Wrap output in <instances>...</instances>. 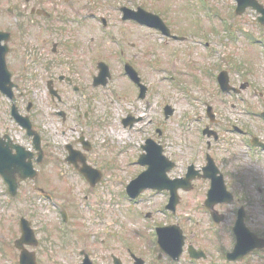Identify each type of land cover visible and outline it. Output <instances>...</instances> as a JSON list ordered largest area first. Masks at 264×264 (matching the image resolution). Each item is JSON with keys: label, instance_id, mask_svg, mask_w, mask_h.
<instances>
[{"label": "rangeland", "instance_id": "1", "mask_svg": "<svg viewBox=\"0 0 264 264\" xmlns=\"http://www.w3.org/2000/svg\"><path fill=\"white\" fill-rule=\"evenodd\" d=\"M83 3L90 4L91 0ZM121 3L127 4L124 0H96L95 4L92 3L89 7L91 11L99 10L111 16L108 18L111 24L109 28L114 34L118 33L124 42L126 50L122 56L126 61L133 63L139 71L142 82L147 86L146 95L143 99L137 97V90L127 76L121 73L122 64L116 54L115 46L99 31L97 55L99 60L109 65L112 75L106 86H98L93 90L85 89L86 97L69 93L68 98L62 103L56 101L51 103L45 94L42 82L38 83L37 90L32 89L31 82L24 83L25 89H28L27 96L24 99L19 98L17 103L24 110L28 100L33 102L30 111L35 125L43 135L45 157L42 165L37 167V178L22 183L15 200L9 197L0 179V264L17 262V253L13 249L12 241L19 234L18 219L21 215L30 220L32 210L39 209L38 225L41 222L49 224L50 228L58 225V217L50 203L62 205L71 211H74L73 208H78L79 216L68 223V227L73 231L65 239L57 240L54 236L43 243L44 249L55 253V258L49 260L47 264H76L77 256L72 254L71 257L64 258V251L76 252L82 247L93 250L96 232L108 229L110 226L111 229L119 231V226L113 220L125 223V215H128L123 185L140 172V166L129 161L132 155L133 161L143 152L140 146L146 138H152L159 143L163 147V153L176 161L177 168L171 173L178 174L188 163L202 164L204 161L205 139H200L196 131V126L199 125L198 119L200 116L202 118L205 116L204 102L209 101L212 106L214 105L221 124L226 121L228 115L223 111L225 108L223 109L221 95L214 96L215 89H209L215 85L210 74L217 71V66L231 70L230 61L233 59L243 64L240 59L243 61L247 58L243 53L247 54L251 51L247 50L249 48L246 46L243 49L244 40L241 32L237 43L234 40H227L223 31L220 30L219 34L215 32L212 29L214 15L209 14H229L232 18L233 0H206L204 9L200 7V0H132V5H141L146 10L159 14L171 27L172 33L185 34L183 40L164 38L154 30L115 19L113 14H119L116 12V7ZM209 22L211 24H208ZM240 22L239 20L238 24ZM234 23L237 21L234 20ZM241 26L252 28L246 24ZM207 40L210 46L205 48L201 41L207 44ZM209 53L212 56H209ZM222 54L229 56L230 61L225 63ZM189 65L195 68L194 74L195 77L198 76V81L186 74ZM238 66L242 69L247 68L245 64ZM172 74L176 75L173 80L169 77ZM230 74L233 79H241L239 72L235 70ZM248 74L250 75L248 80L253 81L251 72ZM77 76L83 79L84 83L88 81L89 73L84 70V73H77ZM228 98L226 97L227 101H233L230 96ZM75 106L79 110L75 109ZM167 106L172 112L165 116L164 109ZM9 108L10 101L0 96L1 131L5 127H7L6 131L12 129L13 122L9 118ZM59 110H63L66 114L63 120L56 115ZM86 110L89 113L83 116ZM129 114L139 120L132 126H124L121 119ZM230 116L234 117V114ZM16 128L15 139L22 141L24 134L18 127ZM221 129L222 127L217 130ZM113 130H122L125 134L119 138ZM81 135L90 143L89 150L82 149L78 139ZM24 143L26 144L25 140ZM224 143L225 141L220 140L213 143L212 149H216V155H222L218 151L224 153L221 150ZM66 144L83 151L87 162L102 171L100 181L92 188L82 180L72 164L66 162ZM199 145H203V148ZM198 155L199 159H196ZM227 165L229 167V163ZM246 165L253 167V164L244 163V166ZM255 170L259 172L261 178L264 177V164L252 169ZM39 187L46 193L53 194V200L42 199L40 194L42 189ZM151 193L144 192L139 198L140 201H147L145 204L150 202L149 206L164 201L163 194ZM192 198H194L193 194ZM91 208L99 211L92 212L89 210ZM187 212L183 210L182 214ZM229 218L231 219V216ZM166 221L168 218L159 212V223ZM127 226L134 228L140 224L128 220ZM104 236L109 241L107 235H98L99 238ZM123 237L133 238L127 234H123ZM63 240L68 242L67 247L63 246ZM208 258L211 259L208 264H219L213 253H210Z\"/></svg>", "mask_w": 264, "mask_h": 264}, {"label": "flooded vegetation", "instance_id": "2", "mask_svg": "<svg viewBox=\"0 0 264 264\" xmlns=\"http://www.w3.org/2000/svg\"><path fill=\"white\" fill-rule=\"evenodd\" d=\"M84 1L90 2V0H0V44L6 46V63L14 84L12 102L17 105L19 113L27 114L31 121L29 110L33 106L32 101H28L31 103L30 108L27 110L25 106L23 111L17 103L19 98L24 99L27 96L28 89H25L24 83L31 82L32 89L37 90L38 83L42 82L51 103L53 101L62 103L63 99L68 98L69 93L82 94L86 97L85 89L97 88L94 86L93 77L98 72L99 20L105 23L106 27H111L108 22L111 16L99 10L97 13L100 14L91 11L89 6L95 4L96 0H91L90 4L83 3ZM124 1L127 4L121 5L137 7L131 4V0ZM258 1L264 6V0ZM121 5L116 7L119 14H113L115 19L118 18L130 25L146 27L134 19L123 18L124 14H120ZM251 12L254 14H249ZM261 15L247 8L244 14L232 15L231 24L227 22L229 14L221 15V19L226 22L225 27L230 26L234 31L238 30L244 34L242 47L244 49L246 46L251 51L243 53L247 57L243 61L240 59L247 67L241 72V79H233L229 73L230 84L237 90L220 92L224 113L234 114V117L231 119L229 115L221 124L213 105L212 116L206 118V125L216 131L218 139L223 135L222 141H225V145L221 150L225 154L218 151L222 155H216V149H212L213 143L218 139L212 142L206 139L205 155L209 153L212 156L219 170L216 175L221 174L227 190L233 194V200L229 203L221 202L220 197L223 196L221 191L219 193L221 189L212 185V179L200 175L203 174L200 173L201 169L207 163L205 156L203 163L195 166L200 170L199 173L189 171L186 166L181 173L172 174L177 167L174 161L175 165L169 171V177L178 179L176 181L178 202L174 212L170 214L168 211L164 212L165 215H174L175 219L172 222L170 220L159 223V202L152 206L144 202L137 205L128 203L125 223L113 220L119 226V231L111 229V226L98 231L94 235L93 250L82 247L76 252L64 251V258L74 254L77 256L76 264H83L85 258H88L91 264H208L211 261L208 257L213 253L217 258L216 262L228 264L226 253L233 248L235 242L233 225L239 220L242 229L239 228V231L243 238L240 242L242 251L237 264H264V177L261 178L256 170L252 171L254 167L264 164V24L259 21ZM234 20L237 23H234ZM239 20L241 22L238 24ZM241 24L252 28H244ZM229 58V56L223 58L226 60L225 63ZM230 62L232 70L237 71V62L234 63L233 60ZM20 63L22 65H19ZM84 70L89 76L88 81L83 83V79L79 78L77 73H84ZM249 72L253 81L248 80ZM228 96L233 101H227ZM10 113L9 108V116ZM12 120L15 123V119ZM33 127L40 133L36 126ZM221 127L222 129L218 131L217 129ZM6 130L7 127L3 131L0 130V135L9 136ZM29 139L31 141V138ZM43 159L44 157L39 162L37 160V167L42 165ZM33 160L36 161L35 155ZM244 163L253 164V167L244 166ZM211 170V167L207 168L206 174ZM92 176L97 177V174L94 173ZM162 194L164 201L160 207L165 206L168 201L169 191L164 190ZM73 209L74 211L61 208L56 215L62 219L64 210V224L67 225L73 218L79 216L78 208ZM183 210L188 212L183 215ZM38 211L39 209H33L29 220L36 240L30 238L27 243H19L17 247L15 241L20 235V221L18 223L19 234L12 241L13 249L17 253L16 264H20L23 249L28 255L34 256L37 264H47L49 260L55 258V253L44 249L43 243L54 236L57 240L65 239L73 231L69 227L60 228V225L50 228L51 226L44 222L38 225ZM128 220L140 226L134 228L127 226ZM170 223L178 225L182 231L181 236L185 237L182 250L177 257H172L159 249V225ZM123 234L133 238L128 239L123 237ZM98 235H107L109 241L105 236L99 238ZM178 237V231L175 230L173 233L172 227L170 239L179 241ZM260 239L262 245H258ZM63 241V246L67 247L68 242ZM189 246L197 249L194 250L195 254L203 252L205 255L199 258L191 256ZM249 246L252 247L246 252L243 251Z\"/></svg>", "mask_w": 264, "mask_h": 264}, {"label": "water", "instance_id": "3", "mask_svg": "<svg viewBox=\"0 0 264 264\" xmlns=\"http://www.w3.org/2000/svg\"><path fill=\"white\" fill-rule=\"evenodd\" d=\"M238 1H240V3H241V4H239V12L246 5H252V6L257 7L256 4L254 3V0H238ZM124 11H125L124 14L126 16L138 19L140 21H143L144 23H149V25L157 26V27L161 28V30L165 34H167V35L169 34V30L166 28V26L161 21V19L158 18L157 16L145 11L144 9H141V8H138L137 10L125 9ZM149 17H153V18L158 19V21L155 22L156 24L152 21L151 22L148 21L147 18H149ZM5 51H6V47L0 46V88H1V85L3 82V80L1 79L2 74H5V80L8 79V71H7V68L5 65V61H4ZM99 67H100L99 78H98L100 80L99 83L105 84L106 83V76H109L108 66L106 64H104L103 62H100ZM224 75L225 74L222 73L218 79L221 85H224L227 81V79H226V77H224ZM96 83H98V82H96ZM20 122L23 124V126H25L27 128V133H29V134L34 133L35 134V132L31 129L30 122L26 118H21ZM38 141H39V137L36 135L34 138V145L36 148H39V142ZM13 149H15V152H13ZM75 153L76 152H74V151L72 152L73 157H75L74 156ZM31 155H32L31 152L26 151L23 147L16 145V144H13L10 140L4 141L3 139L0 138V174L2 175L4 180L8 183V190L11 194L16 193V189H17V185H18L19 180L25 179L27 177L31 178V177L35 176V170L33 169L32 162L30 160ZM26 158H28V160H26ZM161 159L162 158L159 157V162L161 161ZM165 160H166V158L163 156V161H165ZM211 165L212 164L210 163V166ZM159 168L157 170H153V171L150 170V171H148V173L151 172V176L157 178V184H155L154 187L162 188L164 186V184L162 186V184H159V182L162 181V179L165 178V180H166L167 178H166V174H165L166 173L165 167L161 164V170H159ZM168 168H169V166H167V169ZM82 171H85V170L83 169ZM87 173H88V171H87ZM145 173H143V175H140L135 181L142 182V183H143V181H145V183H146L148 177L147 176L145 177V175H144ZM91 182L93 183L94 181L91 180ZM134 182L132 184H134ZM169 184H167V185L165 184V185L169 186ZM215 186L218 188H221V190H219V193L221 191V193H223V195L228 194L225 191V186L222 183V181H221V184H218L216 182ZM131 193H132V195H135L137 193V191H132ZM219 195H221V194H219ZM225 199L230 200L231 196L228 195V197ZM21 228H22V235H21V238L16 242L17 245L19 243L27 242L28 239H30V238H34L33 232H32V230H30L29 224L25 219L21 220ZM171 229H172V227L169 230H171ZM165 230L166 229L163 227L160 228L159 235L162 239L159 238V242L165 243V244H168V243L170 244V242H169V236L170 235H168V234H170L171 231H170V233L164 234L163 231H165ZM175 230L177 232V229L173 228V233ZM239 245H240V243L238 242L236 247H235V250L231 256L232 258H236L238 250H239ZM258 245H261V243H259ZM20 258H21V264H35L34 256L28 255V253H26V251H24V250H23Z\"/></svg>", "mask_w": 264, "mask_h": 264}, {"label": "bare ground", "instance_id": "4", "mask_svg": "<svg viewBox=\"0 0 264 264\" xmlns=\"http://www.w3.org/2000/svg\"><path fill=\"white\" fill-rule=\"evenodd\" d=\"M113 133H115V135L117 136V137H119V138H121L122 136H124V131H122V130H119V131H117V130H113Z\"/></svg>", "mask_w": 264, "mask_h": 264}]
</instances>
